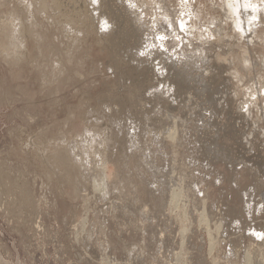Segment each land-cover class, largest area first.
<instances>
[{"label":"rangeland","instance_id":"374dc122","mask_svg":"<svg viewBox=\"0 0 264 264\" xmlns=\"http://www.w3.org/2000/svg\"><path fill=\"white\" fill-rule=\"evenodd\" d=\"M225 1L0 0V264H264V0Z\"/></svg>","mask_w":264,"mask_h":264},{"label":"bare ground","instance_id":"6f19581e","mask_svg":"<svg viewBox=\"0 0 264 264\" xmlns=\"http://www.w3.org/2000/svg\"><path fill=\"white\" fill-rule=\"evenodd\" d=\"M90 2L92 1L93 2V4L96 6L97 5V0H89ZM37 2V1H36ZM44 2V1H43ZM91 2V3H92ZM39 3H41V1H39ZM240 4H243L244 5V7L246 8V7H252V6H254V4H252V2H250L249 0H227V2L225 1V5L227 6L226 8V10L225 11H227L228 10V14H230V16H232V18H233V20H234V23H235V25L236 26H238L239 28L241 27V25H240V18L239 17H237L238 16V14H239V10H240ZM224 5V4H223ZM243 5H241V6H243ZM46 6V5H45ZM94 6V7H95ZM256 7V6H255ZM259 7V6H258ZM137 8V7H136ZM254 8V7H253ZM262 9V8H261ZM26 12H24V13H26V14H28V17L30 16L29 14V12H30V10H29V8H26ZM14 12H15V10H13ZM18 11V10H17ZM245 11H246V9H245ZM255 11V10H254ZM256 12V11H255ZM21 13H23V12H21ZM21 13H19L18 12V16L19 17H17V15H15V17H17V18H12V12H11V14H10V17L8 18V19H5V20H3V21H0V30H1V34L4 36V38H9L8 40H10L11 42L12 41H14V39L13 38H16V37H18V36H23V33H22V31H21V26H22V24H20V21H19V25H21L20 27H19V25H15V28L14 27H12V22H13V20L15 21V20H19V19H21L20 17H21ZM133 13V12H132ZM135 13V12H134ZM226 13V12H225ZM245 14V13H244ZM254 14V13H253ZM252 14V15H253ZM13 16H14V14H13ZM246 16V15H245ZM25 17V16H24ZM254 17V16H253ZM31 18V17H30ZM13 19V20H12ZM103 19V18H102ZM22 20V19H21ZM27 21V18L26 19H24V21ZM105 20H106V18H105ZM104 20V22H102V26H101V30H104V31H102V32H104L105 33V31H106V29H109L110 28V26H109V23L107 22V20L105 21ZM242 20V19H241ZM245 20V19H244ZM102 21V20H101ZM113 21V20H112ZM21 23H22V21H21ZM31 23V22H30ZM242 23V22H241ZM17 24V23H16ZM27 24H29V23H27ZM246 24V23H245ZM30 26H32V24L30 25ZM29 26V27H30ZM250 26V25H249ZM28 27V26H27ZM26 27V28H27ZM21 28V29H20ZM242 28H243V26H242ZM246 29H247V27H246ZM249 29V28H248ZM242 30H244V29H242ZM32 32V31H31ZM30 32V33H31ZM107 32V31H106ZM247 32V31H246ZM26 33V32H25ZM250 34V33H249ZM248 34V35H249ZM106 35H108V33L106 34ZM41 36V35H40ZM248 37V36H247ZM105 38H107V37H105ZM104 38V39H105ZM110 38V37H109ZM109 38H107V39H105V40H110ZM115 38V37H114ZM17 39V38H16ZM111 39H112V36H111ZM7 40V39H6ZM115 40V39H114ZM114 43V42H113ZM117 44V43H116ZM9 45L10 44H8L7 43V41L6 42H4V43H2V44H0V46H2L1 48H2V50L4 51V49H7V50H11L12 48H11V46L9 47ZM7 52V51H6ZM9 53V52H8ZM19 54V53H18ZM207 59V58H206ZM208 63V62H207ZM210 65V64H209ZM201 76V75H200ZM250 108V107H249Z\"/></svg>","mask_w":264,"mask_h":264}]
</instances>
